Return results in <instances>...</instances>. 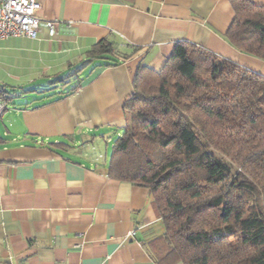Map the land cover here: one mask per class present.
I'll list each match as a JSON object with an SVG mask.
<instances>
[{
	"label": "crops",
	"instance_id": "1",
	"mask_svg": "<svg viewBox=\"0 0 264 264\" xmlns=\"http://www.w3.org/2000/svg\"><path fill=\"white\" fill-rule=\"evenodd\" d=\"M231 1L41 0L55 35L0 41V85L16 91L0 116V264H156L148 246L164 224L148 189L108 176L110 152L139 68L161 71L178 43L264 76L225 39ZM108 38L142 51L118 67L95 62L61 96L53 82ZM21 92L42 97L15 104Z\"/></svg>",
	"mask_w": 264,
	"mask_h": 264
},
{
	"label": "trees",
	"instance_id": "2",
	"mask_svg": "<svg viewBox=\"0 0 264 264\" xmlns=\"http://www.w3.org/2000/svg\"><path fill=\"white\" fill-rule=\"evenodd\" d=\"M231 5L226 41L264 63V8ZM141 51L103 39L53 85L68 97L95 62L118 67ZM0 94L10 104L16 91ZM123 111L108 176L148 189L165 227L148 246L155 263L264 264V76L181 42L161 71L139 68Z\"/></svg>",
	"mask_w": 264,
	"mask_h": 264
},
{
	"label": "built area",
	"instance_id": "3",
	"mask_svg": "<svg viewBox=\"0 0 264 264\" xmlns=\"http://www.w3.org/2000/svg\"><path fill=\"white\" fill-rule=\"evenodd\" d=\"M41 10V0H0V41L20 37L37 40L42 29L54 36V24L39 17ZM8 108L7 100L0 94V116Z\"/></svg>",
	"mask_w": 264,
	"mask_h": 264
},
{
	"label": "rangeland",
	"instance_id": "4",
	"mask_svg": "<svg viewBox=\"0 0 264 264\" xmlns=\"http://www.w3.org/2000/svg\"><path fill=\"white\" fill-rule=\"evenodd\" d=\"M65 75H68V74H65ZM47 87H51V84L49 83V85L47 86ZM34 89H36V88H33V90ZM29 95H32V97H34V98H39V97H42L39 93H37V92H35V93H31V94H29V93H25V94H23L22 92H21V94H19V98L16 100V102H15V104H18V103H20V102H27V99H26V97L27 96H29ZM15 104H12V106L13 105H15ZM12 106H11V108H12ZM0 128H2V125L0 124ZM3 130L1 129L0 130V136L3 138V139H5V140H7L4 136H3ZM10 139V138H9Z\"/></svg>",
	"mask_w": 264,
	"mask_h": 264
}]
</instances>
